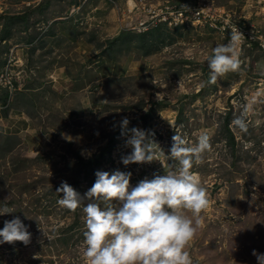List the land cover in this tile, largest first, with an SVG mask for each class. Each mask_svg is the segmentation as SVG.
Returning a JSON list of instances; mask_svg holds the SVG:
<instances>
[{
	"label": "rangeland",
	"instance_id": "obj_1",
	"mask_svg": "<svg viewBox=\"0 0 264 264\" xmlns=\"http://www.w3.org/2000/svg\"><path fill=\"white\" fill-rule=\"evenodd\" d=\"M174 2L206 4L216 18L237 21L238 71L208 83L204 56L232 31L215 19L140 26L152 20L146 8ZM258 89L264 0H0V208L14 210L0 214V227L19 216L31 233L27 244H0V264H83L82 208L93 172L130 171L132 185L162 175L175 166L167 158L175 132L188 144L209 135L210 150L192 167L208 196L188 248L194 264H257L253 250L264 253V102L246 117V131L231 122ZM133 127L156 143L157 159L122 163ZM110 142L100 163L85 162ZM62 180L84 198L75 210L57 203Z\"/></svg>",
	"mask_w": 264,
	"mask_h": 264
},
{
	"label": "clouds",
	"instance_id": "obj_2",
	"mask_svg": "<svg viewBox=\"0 0 264 264\" xmlns=\"http://www.w3.org/2000/svg\"><path fill=\"white\" fill-rule=\"evenodd\" d=\"M241 36L239 30L231 31L226 43H217L204 56L209 69L208 83L240 69ZM260 102H264V89L256 90L247 99L241 114L232 120V126L246 131V117ZM128 123L127 117H123L121 128H126ZM129 131L131 135L126 143L132 150L121 158L122 163L157 159L156 143L146 131L137 127ZM208 150L207 132H201L195 144H188L175 132L167 156L175 166L165 169L162 175L154 173L150 179L146 177L132 185L130 171L96 170L95 180L84 194L88 202L82 208L84 239L80 257L83 264H194L188 248L200 224L199 214L208 206V196L192 167ZM55 191L63 193L57 203L69 210H75L84 200L63 180ZM13 211L7 206L0 208V214ZM30 237L28 226L19 216L4 220L0 227V244L14 241L27 244ZM252 254L257 264H264V253L254 249Z\"/></svg>",
	"mask_w": 264,
	"mask_h": 264
},
{
	"label": "built area",
	"instance_id": "obj_3",
	"mask_svg": "<svg viewBox=\"0 0 264 264\" xmlns=\"http://www.w3.org/2000/svg\"><path fill=\"white\" fill-rule=\"evenodd\" d=\"M144 11L152 17V20H144L140 23V26H143L145 30L148 24H154L156 25L155 27H159L160 24H164L165 22L178 25L188 23L189 20L192 19L199 21L198 23H202V21H210L209 23H212L214 22L213 19H215L225 30H239V26L235 19L232 20L231 17H227V14H220L218 15V18H216L206 4L185 6L184 8V6H179V4L174 2L172 5L159 6L157 8L149 7ZM174 16H176V18Z\"/></svg>",
	"mask_w": 264,
	"mask_h": 264
},
{
	"label": "trees",
	"instance_id": "obj_4",
	"mask_svg": "<svg viewBox=\"0 0 264 264\" xmlns=\"http://www.w3.org/2000/svg\"><path fill=\"white\" fill-rule=\"evenodd\" d=\"M112 144L113 143L110 142L109 144H107V146H105V148L101 151V153H99V155L93 156L92 158H90L88 161H85V162L91 163L92 165H94L95 163L96 164L100 163L101 162L100 157L103 155L102 153L103 152L106 153L108 151L110 152L112 150V147H113ZM94 173H95V171L93 172V176L95 177ZM74 189L78 192L79 187L77 184L74 186Z\"/></svg>",
	"mask_w": 264,
	"mask_h": 264
},
{
	"label": "bare ground",
	"instance_id": "obj_5",
	"mask_svg": "<svg viewBox=\"0 0 264 264\" xmlns=\"http://www.w3.org/2000/svg\"><path fill=\"white\" fill-rule=\"evenodd\" d=\"M130 1H133V0H130Z\"/></svg>",
	"mask_w": 264,
	"mask_h": 264
}]
</instances>
